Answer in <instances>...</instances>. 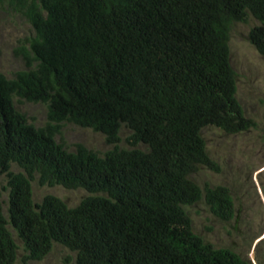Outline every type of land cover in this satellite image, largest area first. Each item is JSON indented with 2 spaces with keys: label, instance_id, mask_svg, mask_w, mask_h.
<instances>
[{
  "label": "trees",
  "instance_id": "16d2710c",
  "mask_svg": "<svg viewBox=\"0 0 264 264\" xmlns=\"http://www.w3.org/2000/svg\"><path fill=\"white\" fill-rule=\"evenodd\" d=\"M3 6L34 36L19 50L25 69L0 73V264L17 261L12 231L21 264L41 261L55 243L75 253L74 264H252L196 234L184 208L202 200L218 220L233 217L227 187L201 188L190 175L219 171L203 129L237 135L255 126L236 98L228 44L232 24L251 16L248 41L264 58V0ZM14 97L44 104V124L29 122ZM64 123L101 133L110 148L69 151L55 139ZM122 125L128 147L119 146ZM34 181L88 195L74 206L51 194L34 202Z\"/></svg>",
  "mask_w": 264,
  "mask_h": 264
},
{
  "label": "rangeland",
  "instance_id": "374dc122",
  "mask_svg": "<svg viewBox=\"0 0 264 264\" xmlns=\"http://www.w3.org/2000/svg\"><path fill=\"white\" fill-rule=\"evenodd\" d=\"M257 21L249 16L246 23H233L229 32V60L236 73V98L246 117L255 126L237 135H226L208 127L202 130L209 156L217 163L218 172L205 167L190 175L201 188L223 185L230 191L234 213L231 220L222 222L214 217L201 200L185 207L194 232L216 248H228L249 260L252 264H264V58L248 41V32ZM34 36L26 19L8 6L0 8V73L13 78L15 72L24 70L25 63L19 50H28V41ZM15 108L29 122L40 127L46 120V106L13 98ZM130 131L125 126L119 130L120 147H128L125 138ZM57 142L73 151L74 144L81 143L100 153L109 149L101 133L64 123ZM143 148V146H139ZM11 170L19 171L12 165ZM5 184L0 175V189ZM33 201L51 194L69 206L76 205L87 192L82 189H66L61 186H39L32 182ZM5 199V194L2 196ZM12 231V229L10 228ZM18 246L17 261L23 254L22 243L12 231ZM75 253L60 244H54L51 252L41 261L28 264H74Z\"/></svg>",
  "mask_w": 264,
  "mask_h": 264
}]
</instances>
